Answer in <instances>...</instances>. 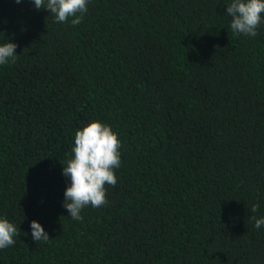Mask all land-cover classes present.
Returning <instances> with one entry per match:
<instances>
[{
	"label": "trees",
	"instance_id": "trees-1",
	"mask_svg": "<svg viewBox=\"0 0 264 264\" xmlns=\"http://www.w3.org/2000/svg\"><path fill=\"white\" fill-rule=\"evenodd\" d=\"M230 2L90 0L73 26L0 0V45H18L0 65V218L20 230L0 264H264V24L233 33ZM93 120L121 166L76 221L62 173Z\"/></svg>",
	"mask_w": 264,
	"mask_h": 264
},
{
	"label": "clouds",
	"instance_id": "clouds-1",
	"mask_svg": "<svg viewBox=\"0 0 264 264\" xmlns=\"http://www.w3.org/2000/svg\"><path fill=\"white\" fill-rule=\"evenodd\" d=\"M22 0H16L21 3ZM37 10L46 9L55 17L56 22L66 23L69 18L73 26L82 23L88 12L90 0H31ZM227 15L231 17V30L235 34L256 37L258 28L264 24V0H231L226 6ZM18 45L5 42L0 45V65L15 63L18 55ZM122 143L118 133L110 125L99 120H93L75 133L74 146L71 149L72 158L63 168V175L70 178L71 184L65 191L63 206L70 213V218L82 221V210L91 206L99 208L108 203L106 185L115 187L118 178L115 170L121 166L120 148ZM259 204L251 207V213H256ZM255 221V228L264 226V218ZM32 239L35 242L48 241L49 235L36 221L30 225ZM20 234L16 225L6 218H0V250L14 246V237ZM27 234V233H26Z\"/></svg>",
	"mask_w": 264,
	"mask_h": 264
}]
</instances>
